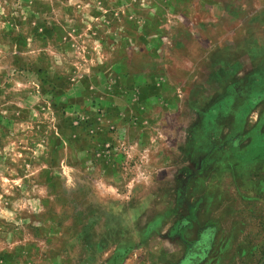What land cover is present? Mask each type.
<instances>
[{"label": "rangeland", "instance_id": "1", "mask_svg": "<svg viewBox=\"0 0 264 264\" xmlns=\"http://www.w3.org/2000/svg\"><path fill=\"white\" fill-rule=\"evenodd\" d=\"M190 92L222 135L188 146L229 143L257 178L182 210L146 149L196 126ZM182 263L264 264V0H0V264Z\"/></svg>", "mask_w": 264, "mask_h": 264}, {"label": "crops", "instance_id": "2", "mask_svg": "<svg viewBox=\"0 0 264 264\" xmlns=\"http://www.w3.org/2000/svg\"><path fill=\"white\" fill-rule=\"evenodd\" d=\"M150 98H152V96H150ZM160 99L161 96H159V100ZM169 100L170 103H164V101L162 100L161 104L163 103V106H167V108H169V106L173 104L172 102H174L170 98ZM210 100L211 99L209 97L207 105L210 104ZM223 100L224 105L227 106V97ZM194 102L197 105H195ZM185 103L187 104L186 108L190 110L189 114L185 116V124L191 123L196 124V126L190 127L186 125L187 130L183 133V137L180 139L181 141L184 140L185 142L183 141L182 143H179L178 146L172 149H161L159 151H156L157 153L155 154H151V150L146 149V155L151 158L152 156H156L158 158L157 160H159L157 164H155V170H149V173L151 174V178L149 179L155 182H160L161 184H157L159 186H162L161 188L168 187L165 185L170 184H163L165 182L163 173L170 172L172 181H176V185L174 183H171V187L176 186L175 202L178 204H182V210H185L186 207H193V205L197 204V202L217 203L220 201L225 204L231 202L232 193H230L228 189L233 186L236 187V182H255L253 178L256 179L257 176L252 174L253 171L248 172L249 170L243 167L238 158L235 159V156L238 154H236L235 151L237 147H229V143L227 144L225 142V144L223 145L216 146V144L199 142L197 145L188 146V143L186 141L213 140L219 138L222 134L217 131H213L211 133L206 129L205 125H217V123L219 124V121L216 116L205 117L199 115V108L201 107L200 99H195L192 92L188 93ZM182 118H184V115L181 112V115H179L178 119ZM240 122L243 123L241 119ZM156 123L162 125L163 121L159 120L156 121ZM199 125H204V127H201ZM158 129V132L156 131L151 133L153 138H155L156 140L169 139L170 133L168 131H164L162 127ZM183 129L185 130V127H183ZM237 133L240 134V132ZM233 134L234 133L232 132H227V134L224 135L223 140L227 141L231 138H234ZM237 144L238 143H234L233 146ZM231 154H233L234 156H232ZM224 155L225 157L227 156V164L221 159ZM169 156H171L172 158L173 156H175L174 164L167 165L165 163H162L165 159H168ZM247 156L248 155L244 156V160H247ZM241 157L243 158V155H241ZM234 163H237V166H233ZM173 173H175V177H173ZM159 186H156L155 188H160ZM159 191L160 192H153L149 196L147 195L148 197L143 196V199H140L139 202L153 203L155 202L154 198L156 196H172V194L167 190ZM130 198L132 197L129 196V200H131ZM192 211L193 210H191V212ZM134 212H136V209L134 210ZM183 214L185 213H182V215ZM189 215L190 214L184 215L186 217H183V219L189 218ZM194 216L195 215L193 214V217ZM207 232L208 230H204L203 232H199V234L206 236L208 234ZM198 240L199 239H197V241H194L193 244H196L195 242H198ZM187 247L188 249L186 251H191V248L189 249L190 245H187ZM208 247H211V243ZM209 248H207L206 250H208Z\"/></svg>", "mask_w": 264, "mask_h": 264}, {"label": "flooded vegetation", "instance_id": "3", "mask_svg": "<svg viewBox=\"0 0 264 264\" xmlns=\"http://www.w3.org/2000/svg\"><path fill=\"white\" fill-rule=\"evenodd\" d=\"M209 233V232H207ZM210 245V233L207 234L206 236L201 235L200 239L198 240V242H196V244H193L191 246V251H189L186 256L184 257V260H190L195 258V256L197 257H201V255H203V253L206 252L207 247ZM198 251V253H197ZM185 262V261H183ZM184 264V263H182Z\"/></svg>", "mask_w": 264, "mask_h": 264}]
</instances>
